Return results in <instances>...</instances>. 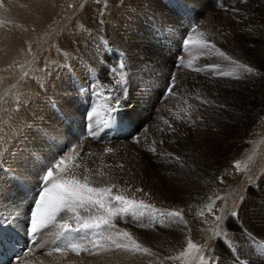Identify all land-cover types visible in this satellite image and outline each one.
<instances>
[{
	"label": "bare ground",
	"instance_id": "6f19581e",
	"mask_svg": "<svg viewBox=\"0 0 264 264\" xmlns=\"http://www.w3.org/2000/svg\"><path fill=\"white\" fill-rule=\"evenodd\" d=\"M91 1L0 0V220L10 219L9 223H0V238L24 237L25 241L28 240L26 233L29 216L40 189L41 172L51 162L50 158L63 156L62 152L72 157L67 161L69 168L79 170L80 174L82 170L91 169L96 176L95 179L99 181L97 183L107 180V184L116 185L117 194L122 192L127 197L130 195L137 197L141 192L137 189H143L144 194L141 196L146 199L145 194L150 191L149 187L154 191L161 188L163 196L174 193L176 196L185 191L184 196L175 197L176 203L169 208L170 210L180 211L181 208L188 206L185 216L193 217L196 211L204 209V206L203 209L199 207L201 210L195 206L202 201L201 193L206 192L208 188L205 184L209 181L203 184V179L219 168L215 163L207 161L205 154L200 156L203 163L199 165L209 170L200 169L201 180L191 192L187 191L189 184L187 186L182 180L176 183L177 175L170 177V183L158 185L154 171H157V152L161 153L160 156L163 158H169L177 152L181 157L187 156L186 152L192 153V149H196L197 136L207 132L203 120H195L189 127L191 118L203 119L207 113L197 114V111H193L192 116V113L186 115H190L191 118L184 116L187 111L185 108L187 98L193 90L192 84L206 89L212 84L219 94L222 91L219 79L209 81L205 77L203 65L206 59L201 57L205 50L200 48H194L196 52L191 48L185 50L182 44L184 39L181 38L191 33L190 29L193 26H197V33L191 34L198 35L199 32H203L205 35L202 38L208 39L206 35L209 33L204 24L201 23L202 26L191 24V18L197 15V11L191 9V5L201 3V8L208 9L210 7L208 0H182L184 6L190 7L188 12L174 9L166 2L156 0H102L100 6H93ZM130 1L137 3L131 6ZM144 1H147V7L144 6ZM247 3L244 11L237 10L238 12L234 14L231 12L230 15L233 16L229 17L230 19L226 17L232 31L237 29L238 25L245 27L255 25L254 22L259 19L264 25V0H248ZM134 7L137 11H133ZM211 10L209 12L212 13ZM249 13L251 14L248 16ZM123 14H129L130 20H126ZM216 14L214 13L212 18L217 21L222 13L218 16ZM213 24L215 26V23ZM208 26L210 28V25ZM257 29L260 28L256 26ZM207 30L209 31L208 28ZM255 32H247L245 41L264 40L263 33L257 36ZM229 39L235 41V37ZM217 40L221 42V49H231L219 37ZM116 47L123 51L128 65L126 69L128 82L125 85L126 94L121 97L119 112H109L103 100L93 94L90 86L94 81L98 84L113 85L114 78L110 69L117 65L121 55ZM37 48L39 52L36 54L34 50ZM263 51L261 56L264 58ZM193 52L194 55L197 54L196 59H190ZM206 61L208 62V59ZM262 62L264 64V59ZM174 63L180 64L179 66L183 68L181 72L178 69L179 73L175 75L174 92L179 94L163 96ZM196 68H200L201 71H195ZM44 79L48 81L45 82ZM156 103L160 108L158 116L153 113V105ZM115 113H117L115 121L122 129L120 133L114 132L107 122ZM89 116L92 117L91 121L88 119ZM168 118L171 121L176 120L170 124L174 130L165 123ZM243 121L245 123L243 127L251 123L249 116ZM193 126H196L195 130ZM162 127H165L162 131L163 136L160 133ZM136 138L139 139V143L136 142ZM174 138L177 143L173 142ZM72 146H76L73 151L77 152L71 151ZM153 147L156 149L155 153L151 151ZM108 148L113 151L106 154ZM104 159L106 163L111 160L112 164L106 165ZM100 161L105 165V168L101 165L105 169H102L103 171L98 168ZM174 161L175 157L167 160L170 164ZM178 163L172 164L176 168L174 166L171 169L175 168L178 171L179 167H187L185 161L179 166ZM187 163L190 164L188 160ZM209 164L215 167L211 169ZM77 165L79 167H75ZM150 177L156 181L150 183ZM238 177L239 173L235 175V178ZM259 181L255 186H250L254 198L249 216L246 218L247 213L239 211L241 223L237 217H228L226 220L229 231L227 234L236 243L232 244L231 241L230 244L225 236L224 239L217 238V253L222 260V263L219 260V264H264V178ZM177 191L180 192L177 194ZM30 195L34 200L28 198ZM121 217L119 216V219L116 217V220H120ZM52 230L58 231L55 227L43 230L32 245L11 264L24 262L29 253H36L42 236L46 232L51 234ZM61 243H65L62 237ZM122 253L126 254L111 251L94 257L92 264L106 262L114 264L115 257L107 259L106 262L105 259L109 256L123 255ZM147 255L149 254H137L131 259L133 262L121 260L117 264H146L148 259L154 262L151 264H168L163 255L156 254L159 262L157 256H152L154 254Z\"/></svg>",
	"mask_w": 264,
	"mask_h": 264
},
{
	"label": "rangeland",
	"instance_id": "374dc122",
	"mask_svg": "<svg viewBox=\"0 0 264 264\" xmlns=\"http://www.w3.org/2000/svg\"><path fill=\"white\" fill-rule=\"evenodd\" d=\"M101 1L102 0H92L91 3L93 4V6H100ZM156 1L166 2L167 5L169 4L174 9L184 10L185 12H188V10H190V7H186V5L184 6L182 0H156ZM130 2L131 3L129 4L131 6L137 3V2L133 3V1ZM207 2L210 5L208 9H206L205 7L201 8L200 2H199L200 4L193 3L192 4L193 6L191 5V9L197 11V15L195 17L193 16L194 18L193 17L191 18L192 23L191 22L190 23L198 26H202L204 24L203 26H205L206 31L209 33L208 34L206 32V34H208L206 35V38H208L206 40H208L211 43H215L217 45L216 47L219 50L223 51L224 49H221L220 46L221 42L217 40V38L219 37V39L224 41V44L226 43L228 47L231 48V49L226 48V50L223 51L224 53L232 57L234 60L252 67L253 69H255V72L252 74L243 73L242 78L240 79L218 76L217 74L209 71V69L206 68L207 65H211L210 61L212 60L211 61L212 64L214 63L219 64L221 69L225 71L229 70V68L232 67L231 63L229 61L223 60L214 52L204 51L202 53L203 55L201 54V57L206 60L208 59V62L204 60L205 62L203 65V67L205 68L204 69L205 77L209 81H212L213 79L215 80L219 79V81L221 82L220 85L222 86L221 87L222 91L221 94H219L217 88L214 87L212 84H210L209 87H207V89L202 88L200 86H197L198 87L197 88L196 85L192 84L193 90H191L192 93L187 98L188 99V101L186 102L187 105H185L187 111L186 114L184 113V116L186 118H191L190 115L189 116L186 115L192 113L191 114L192 116L193 111H197V114L198 112L205 114L207 113V116L204 115L203 119L199 117H196L197 119L191 118L192 122L189 124V127H191L193 121L203 120V123L205 122L204 128L205 129L207 128V132L204 135L201 134L197 136L198 137L196 144L197 147L196 149H192V153L186 152L187 156L184 155L185 157L184 156L181 157L179 152L171 156L169 155L170 156L169 158L171 159L177 156L181 158L179 161L175 159V161L172 164L176 163L177 165V163L179 162L178 163L179 166V164H182V161H185L187 167H179L177 171V169H175L176 166L174 165L175 168L171 169L174 166L170 164L171 163L170 161H169L170 163L167 162L169 158H163L162 156H160L161 153L157 152V171L154 169L155 170L154 176H157L158 178L157 179L158 185L162 186L164 184L170 183L169 181L170 177L177 175L176 183L177 182L179 183L182 180L183 183H186L187 186L189 184L188 190L187 189L186 190L191 192L195 189L196 183H199V181L201 180L202 173L200 174L201 172L200 169L204 170L206 168L207 170H209L207 167H200L199 165L203 163V160L200 158V156L202 154H205L206 156L205 159H207V161H210V163L211 162L213 164L215 163L216 165L219 166V168L214 173L209 174V176L207 177L208 179L207 178L203 179V184H205L207 180L209 181L208 183L205 184L208 186V188L206 192H203V194L201 193L202 201L199 202V205H195V206L196 207L198 206L196 209H200V210L201 208L203 209L204 206V209L203 211L200 212L196 211L193 217L185 216L187 215L186 211L188 206L186 208L180 209V211L182 210L183 219L187 222V227H184L183 224L178 225L176 223H172L170 226H161L159 223H157L155 227L152 226L139 227L136 222H133V218L130 215L122 216L120 220H116L115 217L113 220V223L115 224V228L112 229L113 231L126 230L130 232L132 237L138 243L142 244L143 246L151 250V254H154L152 256H157V262H159L158 255H156L158 253L159 255H163L164 259L167 260L168 264H219V260L222 263V260L220 259L217 253L216 243L218 236L216 235V233L220 232L223 236L226 237L225 239L229 243L232 241V244H234L236 243V241L232 240V237L230 238L228 236L229 234L228 229L224 227V224L222 222L216 221L215 216L224 215L225 220H227V218L229 217L228 215L229 213H231L232 211H236V212L240 211L243 212V214L247 213L245 216L247 218V216H249V209L251 207V204H253L252 201L254 198V196L250 191L251 190L250 186H255V184H257L260 179L264 178V64L262 62L264 58L261 56L262 51L264 50V40L263 41L260 40L257 42L245 41L247 32L256 31L255 33L257 36L258 34L259 35L262 33L264 34V25L262 24V22H260L259 19L257 22H254L255 25L251 24L248 25L247 27L238 25L237 29H235L234 32L232 31V28L229 29L230 25L227 24L228 22L227 18L229 17L231 18V16L233 15L230 14L232 13L234 14V12L244 11V9L248 5L247 3L248 0L247 1L246 0H208ZM210 2L212 3L210 4ZM241 4L244 5L243 6L244 8L241 6ZM237 5L241 7H238ZM144 6L147 7V1H144ZM231 6L233 10L231 9ZM70 8L71 9L73 8V4L70 5ZM134 10L137 11V8L134 7L133 11ZM210 10L212 11V13L209 12ZM220 11H222L221 12L222 14L220 13ZM217 12L218 14H216ZM214 13L216 14V16L221 14L222 17L225 16V18L226 17L227 18L225 19L222 18L221 16H218L219 19L217 18L216 21L215 19L212 18V15ZM250 14L251 13H249L248 16ZM123 17L126 20H130L129 14H125V15L123 14ZM220 19L222 21H220ZM205 21L206 24L208 23L207 25L205 24ZM213 23H215V26ZM208 25H210V28L212 30L209 28ZM211 25L213 27H211ZM256 26L259 27L260 29L256 30ZM111 27L114 26L111 25ZM207 28L209 29V31L207 30ZM67 30H69L68 26H67ZM216 30L218 31V33ZM215 34H217L216 38H215ZM188 35H193V34L187 33L181 38L185 40ZM210 36L212 38H210ZM230 37L231 38L235 37L236 42L234 40H230L229 39ZM238 37H241L240 40H237ZM61 41L63 42L64 40ZM116 49H118V52L120 54H123V51H121V49H119L118 47H116ZM191 49L193 50L194 48ZM38 52H39V48H37L36 51L34 50V53L37 54ZM183 52H185V50H183ZM194 52L192 53L193 56H191L190 59L197 58L195 57V55L197 54L195 53L194 55ZM178 54H180V52H178ZM175 58L176 55L174 57V60ZM177 60L179 61V59ZM179 65L177 63H174L171 66L172 70L169 76L170 78L173 75L175 76L176 73H179V70L180 72L183 71L182 66ZM44 80L45 82L48 81V79H44ZM201 93L204 95H201ZM162 94H164L163 96L168 95V93H166V90H163ZM177 94L179 93L174 92V95ZM217 94L219 98H217ZM220 95L222 96L221 98ZM202 101H207V103H203ZM157 103L153 105V113H155L154 115L158 116L159 114L157 112L159 111L160 108L158 107L159 105ZM169 105L172 106L173 104H169ZM85 110L87 111V108ZM247 116H249L251 123H248L245 127H243V124H245L243 123L244 122L243 119H246ZM167 121L168 122L166 124L168 126H171L170 124L176 122V120L171 121L169 120V118ZM86 122L88 123V120ZM192 128L193 130H195L196 126L195 127L193 126ZM142 129L144 130L145 127L144 128L142 127ZM161 129L162 130H160V133L163 136L162 131H164L165 127H162ZM171 129H173L172 126ZM87 132L89 133V131ZM173 142L177 143L176 138L173 139ZM96 143L107 144V142H96ZM75 147L76 146L70 147L71 151H73ZM73 152H77V151H73ZM105 153L108 154L107 151H105ZM61 154L64 155V152H62ZM194 157L196 158V160ZM128 160L133 161V159L132 160L128 159ZM187 160L190 162V164L187 163ZM110 161L108 160V163H106L107 161L105 160L104 162L106 163V165L107 164L110 165L112 164V161L111 162ZM130 161L128 162L130 163ZM237 161L240 163V170H238L234 166ZM104 162L101 163L100 161L98 163L99 165L97 164L99 167L98 166L97 167L101 170L104 169L105 168ZM101 165H103L104 168ZM209 165L211 169L215 167L211 164ZM121 166H123V164H121ZM85 168L88 169L87 166ZM193 170L195 171L193 172ZM78 171H76V174L81 178L87 175L89 179L93 182V186H100V185L102 186L103 184L107 185L108 183L107 180H102L101 183H97L99 181L95 179L96 176H94V174L91 172V169H89V171L82 170V174L78 173ZM183 173L185 174L183 175ZM238 173H239V177L235 178V175ZM98 175L101 176L100 174ZM221 176L224 177V183L220 182L219 177ZM152 181H156V179L154 178L152 179L150 177L149 182L154 183ZM148 186L150 185L148 184ZM148 190L150 191L146 192L145 194L148 200L146 197H145L146 199H144L141 196L143 191L139 192L137 194V197L131 195L128 197L134 198L138 201L142 200L146 204L152 205L157 209L170 210L169 208L176 203L175 200L177 198L175 197L184 196L185 193L184 191V193L181 192L179 195L176 196H174L175 193L171 194L170 196L167 195L163 196L161 188L158 189L157 191H154L149 187ZM113 191L114 193H116L115 188L113 189ZM179 192L180 191H177L176 193L178 194ZM189 194L187 193V195ZM241 196L244 197L243 202H241L240 200ZM217 197H222L223 199H217ZM28 198L34 200V197H32L31 195ZM153 199H155L156 201H153ZM35 200L33 201L32 204L33 206ZM210 207L212 208V211H209ZM237 218H239V222H240V216H238ZM142 219L145 222H147L146 220L148 218L146 219L143 217ZM165 224H168L167 220H165ZM56 233L57 232L54 230L51 231V234L50 232L49 233L46 232L42 236V239H40L39 241V247L36 253L35 252H32L31 254L29 253L30 256L28 255L25 261L23 260L24 262L20 261L18 264L20 263L21 264L22 263L23 264H88V261L90 262V264H92L94 257L97 258L111 252V251L105 252L100 255H90L88 252L85 251H81L79 254H77L73 252L71 249H65L63 252L52 251V249L55 248L57 245H59L60 247L64 246V243L63 244L61 243V238H59L60 240H58ZM189 239H191V241L198 246V249H194L191 252L188 251L187 244ZM77 243H83L87 247L91 246L90 243L83 241H78ZM42 245L44 246V248ZM44 251L46 254L44 253ZM181 253H186V255L181 256ZM136 255L137 254L126 253L123 255L120 254L115 256H109L105 259V262L107 259H110L111 257L116 258L115 261L113 262L114 264H117L121 260L132 261L131 259H133ZM147 256H150V254ZM151 263L154 262L153 261L151 262L150 259L146 261V264H151Z\"/></svg>",
	"mask_w": 264,
	"mask_h": 264
},
{
	"label": "snow or ice",
	"instance_id": "6c2138e0",
	"mask_svg": "<svg viewBox=\"0 0 264 264\" xmlns=\"http://www.w3.org/2000/svg\"><path fill=\"white\" fill-rule=\"evenodd\" d=\"M191 33H197V26L190 29ZM203 32L198 35H188L183 41L185 50L190 48H200L205 51L216 53L225 61L232 65L229 70H222L219 64L207 65L209 71L214 72L221 77L242 78L243 73L252 74L255 69L234 60L223 51L219 50L214 43L209 42L204 37ZM191 64V61L189 62ZM128 65L125 62L123 54L118 58L117 65L110 69L114 78L113 85H103L93 82L90 86L94 95L103 100L104 105L109 112H119L121 108V97L126 94L125 85L128 82ZM195 71H201L196 68ZM176 87V77L173 75L166 92L169 95L174 94ZM207 103V101H202ZM89 121L92 117H88ZM167 123V121H165ZM171 127V126H169ZM94 135V130H92ZM139 143V139L136 138ZM163 143V141H161ZM74 150V149H73ZM113 149L108 148L111 153ZM156 152L155 147L151 149ZM41 172L39 183L40 189L34 202L33 211L29 216L28 234L32 241H35L45 229L55 227L58 231L57 238H63L64 246L57 245L52 251L63 252L65 249H71L79 254L81 251L88 252L90 255H100L105 252L118 251L132 254H151V250L138 243L128 231H113L115 224L113 220L118 216H131L133 222L139 227H155L157 223L161 226H170L172 223L183 224L187 227V222L183 219L182 210H161L144 201L129 198L122 192L114 193L116 188L114 184L102 186H93V182L87 175L82 178L76 174L75 168H69L67 161L72 159L70 155L50 158ZM179 161L180 157H175ZM240 170V163L237 161L234 165ZM75 167H79L78 165ZM102 175V174H101ZM220 182L224 183V177H219ZM137 191H143L137 189ZM217 199H223L217 197ZM244 197L240 200L243 202ZM214 207V204H213ZM212 211V208H209ZM230 218L239 216V213L232 211L228 214ZM147 216V222L142 218ZM165 220L168 224H165ZM215 220L222 222L227 228V221L224 215L215 216ZM10 219H2L0 223H9ZM216 235L221 239L225 237L217 232ZM88 241L91 248L83 243L76 241ZM188 251L198 249L191 239L187 244ZM31 249H29V252ZM186 253H181V256Z\"/></svg>",
	"mask_w": 264,
	"mask_h": 264
}]
</instances>
